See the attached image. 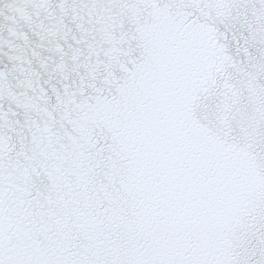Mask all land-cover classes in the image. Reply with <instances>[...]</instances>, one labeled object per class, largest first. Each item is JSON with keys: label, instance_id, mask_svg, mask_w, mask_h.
Returning a JSON list of instances; mask_svg holds the SVG:
<instances>
[{"label": "snow or ice", "instance_id": "1", "mask_svg": "<svg viewBox=\"0 0 264 264\" xmlns=\"http://www.w3.org/2000/svg\"><path fill=\"white\" fill-rule=\"evenodd\" d=\"M0 264H264V0H0Z\"/></svg>", "mask_w": 264, "mask_h": 264}]
</instances>
